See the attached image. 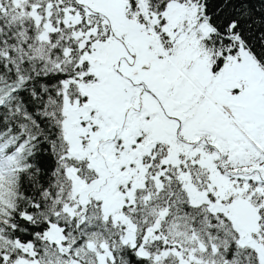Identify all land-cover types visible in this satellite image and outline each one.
<instances>
[{
    "label": "snow or ice",
    "instance_id": "snow-or-ice-1",
    "mask_svg": "<svg viewBox=\"0 0 264 264\" xmlns=\"http://www.w3.org/2000/svg\"><path fill=\"white\" fill-rule=\"evenodd\" d=\"M0 264H264V0H0Z\"/></svg>",
    "mask_w": 264,
    "mask_h": 264
}]
</instances>
